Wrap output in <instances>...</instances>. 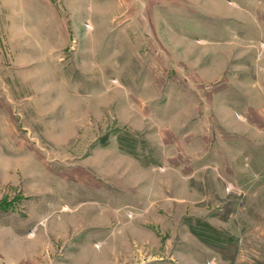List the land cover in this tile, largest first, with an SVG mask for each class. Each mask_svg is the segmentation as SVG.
Listing matches in <instances>:
<instances>
[{"label": "rangeland", "instance_id": "374dc122", "mask_svg": "<svg viewBox=\"0 0 264 264\" xmlns=\"http://www.w3.org/2000/svg\"><path fill=\"white\" fill-rule=\"evenodd\" d=\"M0 264H264V0H0Z\"/></svg>", "mask_w": 264, "mask_h": 264}]
</instances>
